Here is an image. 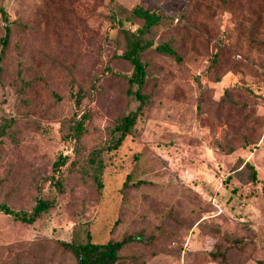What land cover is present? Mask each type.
<instances>
[{
    "label": "rangeland",
    "instance_id": "rangeland-1",
    "mask_svg": "<svg viewBox=\"0 0 264 264\" xmlns=\"http://www.w3.org/2000/svg\"><path fill=\"white\" fill-rule=\"evenodd\" d=\"M0 5L9 21L25 27H13L1 64L0 117L20 125L16 143L5 138L0 147V202L30 211L55 160L69 157L60 170L63 192L50 182L42 190L56 199L42 218L26 224L0 212V264H74L59 242L80 227L100 243L144 237L124 250L121 264H220L207 254L235 238L247 244L223 264H264V0ZM117 5L160 13L146 38L169 43L180 62L153 50L144 54L151 104L120 148L102 154L97 191L68 170L75 157L67 124L76 111L75 78L87 91L77 114L91 113L81 158L106 145L115 120L137 105L126 94L131 67L121 58L124 42L111 16ZM138 26L135 20L122 27ZM244 162L258 182H247Z\"/></svg>",
    "mask_w": 264,
    "mask_h": 264
},
{
    "label": "trees",
    "instance_id": "trees-1",
    "mask_svg": "<svg viewBox=\"0 0 264 264\" xmlns=\"http://www.w3.org/2000/svg\"><path fill=\"white\" fill-rule=\"evenodd\" d=\"M116 0H110L114 4ZM113 21H116L120 28L123 38V51L121 58L126 61L131 67V73L126 78L127 91L126 94L137 103L134 110L123 114L114 122L110 130V138L108 143L104 146L94 148L90 151L86 158H81L82 146L81 139L86 131V124L91 119L89 110H85L80 115L77 110L80 108L81 101L86 96V88L84 83L78 82L75 78V83L78 86L76 93L73 95L75 104V113L68 120V130L66 137L74 142L73 152L74 159L70 161L68 170L69 172L78 171L84 177L91 181L92 186L97 190L103 189V182L101 176L105 169V162L102 157L104 152H112L120 148L124 140L130 136L137 123L138 118L142 115L143 111L151 104L149 96L144 93L145 86L148 81V64L143 60L144 54L148 50H153L159 54L173 57L177 62H180V57L169 43H161L154 45V43L147 39L156 28L163 17L157 11L144 9L140 6H135L130 10L119 5L116 6V11L111 15ZM0 17L4 22V35L0 39V82L4 73V68L1 65L6 58V52L10 45L11 34L13 27H18L22 30L25 27L15 21H9L8 14L5 8L0 5ZM139 21V26L135 30L124 29L122 26L124 22ZM212 64H216V57L213 59ZM19 120L14 117H0V147L4 139L9 138L16 143L19 133ZM232 150L228 149L227 154H231ZM69 160L68 156H59L52 168V173L49 177H45L40 181L36 188L38 197L35 198L34 204L30 211H14L5 203L0 202V212L9 215L13 220L21 223L31 224L36 220L42 218L47 212L56 206V199L54 196H42V190L45 184L51 183L58 194L63 192L62 176L60 170L64 167ZM242 162V161H241ZM243 163V162H242ZM243 168L249 170L248 180L249 183L258 182L257 173L252 164L244 162ZM126 181L123 186H126ZM141 181L135 185L138 186ZM84 235V237H83ZM144 237L138 235H127L121 240H110L106 243L92 241L91 234L87 228L80 227L74 230L70 241H61L59 245L62 249L69 253L74 261V264H121L123 252L129 246L136 242H142ZM247 242L243 239L235 238L221 250L217 247L215 251L207 254V257L212 262L223 264L227 261L228 255L235 249H242L246 246Z\"/></svg>",
    "mask_w": 264,
    "mask_h": 264
}]
</instances>
